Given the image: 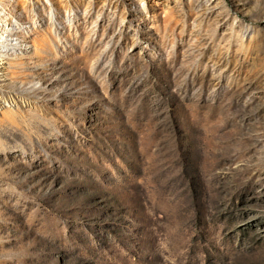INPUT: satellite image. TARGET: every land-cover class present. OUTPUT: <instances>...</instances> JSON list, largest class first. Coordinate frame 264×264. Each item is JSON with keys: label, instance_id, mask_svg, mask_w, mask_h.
<instances>
[{"label": "rangeland", "instance_id": "374dc122", "mask_svg": "<svg viewBox=\"0 0 264 264\" xmlns=\"http://www.w3.org/2000/svg\"><path fill=\"white\" fill-rule=\"evenodd\" d=\"M0 264H264V0H0Z\"/></svg>", "mask_w": 264, "mask_h": 264}]
</instances>
